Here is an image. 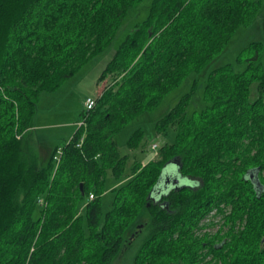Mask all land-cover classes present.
<instances>
[{
    "label": "trees",
    "instance_id": "1",
    "mask_svg": "<svg viewBox=\"0 0 264 264\" xmlns=\"http://www.w3.org/2000/svg\"><path fill=\"white\" fill-rule=\"evenodd\" d=\"M143 2L0 0V264H114L124 249L130 264H264L261 41L207 71L208 105L188 116L193 82L156 124L159 134L173 128L176 141L133 165L110 210L102 203L106 179L125 172L117 134L204 72L263 0H152L104 69L99 83L109 84L95 107L41 165L32 122L42 94L104 53ZM142 139L139 129L128 146ZM144 209L150 221L125 239ZM213 212L219 230L200 234Z\"/></svg>",
    "mask_w": 264,
    "mask_h": 264
},
{
    "label": "rangeland",
    "instance_id": "2",
    "mask_svg": "<svg viewBox=\"0 0 264 264\" xmlns=\"http://www.w3.org/2000/svg\"><path fill=\"white\" fill-rule=\"evenodd\" d=\"M151 1L144 0L139 9L129 13L123 26L118 30L113 43L104 53L90 61L74 78L64 82L58 91L42 94L37 104L36 116L32 122L33 127L34 125H37L39 128L40 126H46V128L34 129L38 145L42 148L40 151H43L41 157L42 166L47 158V151L50 152L65 145L78 129L81 116L86 110L85 101L88 98L95 99L108 86L109 79L99 83L104 69L114 57L127 35L135 29L137 24L146 19L149 14ZM253 41H261L264 44V0L256 20L250 26L242 27L233 37L224 53L206 68L204 72L200 74L191 72L178 88L163 97L156 108L137 115L117 134L116 141L119 151L123 156H127V160L125 172L120 179L113 177L106 179L105 190L102 196L104 212L112 208L115 189L124 186L133 177L132 167L136 162H141L145 166L147 162L157 160L160 148L166 143L173 144L176 141L175 130L169 128L165 133L159 134L156 129L157 122L169 113L183 95L190 92L195 80H197V88L188 104V116H191L194 112L206 109L208 104L205 100L204 92L208 76L207 71L214 65L234 63L240 51ZM139 129L143 131L141 147L131 149L128 146V140ZM153 145L159 146L157 152L152 151ZM85 206L86 202L82 203V210L85 209ZM150 218L148 212L145 209L142 210L133 225L126 232L125 239L130 237L138 226L149 222ZM221 223V217L214 215L213 212L202 223L204 228L199 233L214 234L219 230ZM125 250L119 253L114 260V264H130V254Z\"/></svg>",
    "mask_w": 264,
    "mask_h": 264
},
{
    "label": "built area",
    "instance_id": "3",
    "mask_svg": "<svg viewBox=\"0 0 264 264\" xmlns=\"http://www.w3.org/2000/svg\"><path fill=\"white\" fill-rule=\"evenodd\" d=\"M84 105H85L86 110H91V109H93V108L95 107V105H96V100L93 99V98H88V99L85 101ZM157 150H159V146H158V145H153V146H152V151L157 152ZM58 153H59V152H58ZM90 199H91V200L94 199V196L91 195V196H90Z\"/></svg>",
    "mask_w": 264,
    "mask_h": 264
},
{
    "label": "water",
    "instance_id": "4",
    "mask_svg": "<svg viewBox=\"0 0 264 264\" xmlns=\"http://www.w3.org/2000/svg\"><path fill=\"white\" fill-rule=\"evenodd\" d=\"M176 183H177V184L179 183L178 178H175V179H174V184H176ZM81 188H83V186H81ZM177 188H178V186H177Z\"/></svg>",
    "mask_w": 264,
    "mask_h": 264
},
{
    "label": "crops",
    "instance_id": "5",
    "mask_svg": "<svg viewBox=\"0 0 264 264\" xmlns=\"http://www.w3.org/2000/svg\"><path fill=\"white\" fill-rule=\"evenodd\" d=\"M35 128L42 129V128H46V126H40V128H39V127H37V125H35V126H34V129H35ZM40 141H41V140H40Z\"/></svg>",
    "mask_w": 264,
    "mask_h": 264
}]
</instances>
